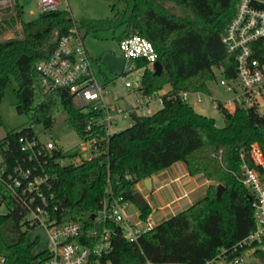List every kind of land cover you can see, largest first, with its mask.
<instances>
[{"label": "trees", "instance_id": "trees-1", "mask_svg": "<svg viewBox=\"0 0 264 264\" xmlns=\"http://www.w3.org/2000/svg\"><path fill=\"white\" fill-rule=\"evenodd\" d=\"M122 1L125 7L112 18H87L78 23L65 9L46 10L28 21L20 18L24 36L0 39V102L6 85L13 79L17 84V110L27 114L31 125L41 123L50 129L56 114L65 112L80 131L81 120L87 113L75 106L66 90L46 89L37 63L52 54L60 38L76 24L87 30L86 35L121 29L117 41L133 33L149 39L162 72L156 74L147 60L138 59L137 66L144 68L139 90L154 94L169 85L170 90L162 95V107L149 115L130 111L132 125L109 136L108 152L103 156L60 164L58 160L64 154L55 149L39 157L46 163L50 191L60 203L57 217L79 221L83 215L98 211L108 188L136 203L134 193L140 181L182 161L191 175H203L212 182L206 194L158 222L138 242L116 234L108 258L113 264L146 260L153 264H206L223 248L233 258L243 251L239 248L232 252L233 246L255 230L249 190L239 179L240 151L253 141H258L264 151V116L242 107L230 112L218 101L225 121L219 127L214 118L184 101L181 93L212 95L208 82L216 78L218 69L227 79L235 78V54L229 52L222 38L238 0ZM254 1L255 5L264 6ZM170 3L179 12H174ZM23 11L20 5V17ZM99 65L104 80L114 83ZM19 134L39 139L32 126L19 133L7 130L0 139L5 178L18 165L26 167L37 162L28 159ZM219 184L224 188L217 197ZM21 200L19 195L12 196L6 183L0 181V207H7L0 211V258L4 259L3 264H44L47 250L34 253L38 241L27 242V232L34 226L24 222ZM138 207L143 218L152 210L148 202ZM255 255L264 262L261 250L257 249Z\"/></svg>", "mask_w": 264, "mask_h": 264}, {"label": "built area", "instance_id": "built-area-1", "mask_svg": "<svg viewBox=\"0 0 264 264\" xmlns=\"http://www.w3.org/2000/svg\"><path fill=\"white\" fill-rule=\"evenodd\" d=\"M253 1L238 0L236 12L223 35V42L229 52L235 54L236 76L227 79L223 75L220 83L233 94L223 103L227 110L234 112L242 107L254 109L264 116V6L259 7ZM257 1L264 4V0ZM37 2L40 13L50 9H65L71 15L68 0ZM20 5L23 6L20 0H0L1 27L11 29L6 21L13 24V20L18 19L21 34L23 33ZM4 14L9 15L8 18L2 17ZM118 46L121 54L127 59L124 73H138L136 79L127 80L125 83L134 90L133 107L128 108L125 103L107 99L105 85L96 73V60L85 45L82 28L76 24L68 34L60 38L53 53L37 63V69L42 74L46 89L62 88L69 92L73 99L79 98L82 107H89L87 115L81 120V130H77V149L65 153L53 139H30L19 134L18 140L22 149L28 152V159H36L37 162L26 167L18 165L7 178L4 176L5 166L0 162V181L6 183L12 196L19 195L22 199L24 222L34 227L44 226L46 230L48 258L44 264H113L108 255L112 251L113 237L116 234L120 233L130 242H138L142 234L158 223L155 209L143 218L140 211L132 209L134 205L130 200L122 193L114 194L111 188L106 190V196L98 211L83 215L79 221L58 219L60 203L56 200L55 193L50 191L49 174L44 169L46 163L39 160V157L55 149H61L64 154L58 160L60 164L103 156L108 152L109 136L114 132L111 129L121 118H127L130 111L149 115L155 112L152 108L155 102L163 104L162 96L155 97L154 94L139 90L144 68L137 66V60L145 59L154 68L157 53L152 42L139 33H133L118 41ZM98 67L100 69V65ZM191 93H196L198 101H203V92H182V99L191 103ZM215 106L218 108V103H215ZM240 159L239 179L249 190L255 214V230L233 246L232 252L243 248L241 254L231 258L229 250L223 248L217 257L206 264H243L246 254L261 261L255 251L259 249L264 253V151L259 142L253 141L242 148ZM85 223L89 226H84ZM3 261L4 259L0 258V264H3ZM133 264L153 263L146 260Z\"/></svg>", "mask_w": 264, "mask_h": 264}, {"label": "rangeland", "instance_id": "rangeland-1", "mask_svg": "<svg viewBox=\"0 0 264 264\" xmlns=\"http://www.w3.org/2000/svg\"><path fill=\"white\" fill-rule=\"evenodd\" d=\"M20 2L23 4L24 8L21 16L22 20L28 21L40 14L37 0H20ZM68 2L69 11L73 19L78 23L81 19L87 18H112L117 11L122 10L125 7V3L122 0H68ZM169 6L174 12H179V10L173 4L170 3ZM8 16L9 15L7 14H4V16L2 15V17L5 18H8ZM6 23L11 27V29L1 27L0 25V37L5 38L10 36L7 39L21 38V30L19 27L20 23L18 19H14L13 24H10L8 21H6ZM120 33L121 29L117 30L116 32L107 30L91 34L99 35L102 39H105V41L112 42L113 46H118L116 36ZM120 60L118 59L117 62L119 63V67L121 70L122 65L120 66V63L122 62V60ZM96 64V73L100 77L101 82L105 85L107 99L122 104V97L124 95L128 96L130 101L135 104L134 98L131 96V93H133L134 90L132 87H127L125 83L127 80L136 79L138 77V73L131 72L128 75H124L122 74V70H119V72L108 74V77L110 79H113V81L115 80L114 83H108L104 80L102 72H100V69L98 67V65L100 64L99 60H96ZM222 78L223 73L221 69L216 70V78L208 82L209 88L212 92V96L204 94L203 101H198L196 93L189 94L191 104L194 106V108L198 112L214 118L216 120V124L219 127L224 126L225 121L223 114L217 108V106H215V103H217L218 101L226 103L227 100L233 96L232 92L220 83V80ZM16 87L17 84L13 79L9 81L5 88V95L0 102V139L5 136L7 130L19 133L24 128L32 126L33 130L40 137V139H53L59 147L64 149L65 153L73 152L75 149H77L76 144L79 141V134L77 133V130L70 120L69 116L65 112L56 114L54 124L50 129H45L43 124L41 123L31 125L27 114L19 113L17 110V95L15 91ZM166 88L168 89L170 88V86L167 85ZM165 92L166 91L163 90V94ZM73 102L76 107L82 109L85 113L89 111L88 106L82 107L79 98L75 97L73 99ZM161 107L162 104L158 102H155L152 105V108L155 111H157ZM143 112L146 113L145 111H142V113ZM132 123L133 119L130 115L127 118H121L118 124L112 127L111 131H120L131 126ZM1 161L2 155L0 153V162ZM178 164V166H185L182 161H180ZM136 191H140L142 195H144V197L145 195H148V198H146L147 202L151 201L153 204L156 203L157 194H152V190H148L143 181H140L136 185ZM130 202L132 203V205H134V207H138L135 202ZM177 204L179 207L176 208L174 205H172L175 211L178 210L177 208L184 206L182 200H179ZM6 210V205H2L0 211L4 212ZM161 212L162 210L156 213V216H158V222L166 219L167 217H170L169 214H163V212L162 214H160ZM26 239L29 243L33 242L34 240L38 241L34 248V253H38L48 247L47 233L44 226H36L29 229ZM251 262H255L256 264H264L263 261H258L253 258V255L248 256V254H246L245 262L243 264H250Z\"/></svg>", "mask_w": 264, "mask_h": 264}, {"label": "crops", "instance_id": "crops-1", "mask_svg": "<svg viewBox=\"0 0 264 264\" xmlns=\"http://www.w3.org/2000/svg\"><path fill=\"white\" fill-rule=\"evenodd\" d=\"M24 34H21V38ZM9 37H0L1 40H7ZM85 45L91 56L95 60L103 65V69L106 71L107 76L111 73L119 72L120 67L117 62L118 59L122 60L120 63L121 70L124 72L127 65V59L121 54L118 46H113L112 42L105 41L99 35L90 34L84 37ZM120 60V61H121ZM120 70V71H121ZM166 88V87H165ZM163 89L164 91L170 90V88ZM163 90L154 93V96H162ZM134 92L131 96L134 98ZM123 103L126 104L128 108L134 106V103L130 101L128 96L123 95ZM122 103V104H123ZM180 161L175 162L170 167L153 174L152 178V194H157L156 203L153 204L148 201L152 209L156 210V213L162 210L163 214L174 215L177 212L187 208L192 205L195 201L202 198L212 183L210 180L206 179L203 175H191L188 172L187 166H178ZM148 198V195H145ZM182 200L184 206L174 210L172 205L178 206V201ZM133 210L140 211L139 207L132 206ZM162 212L160 214H162ZM158 218V216H156ZM168 218V217H167Z\"/></svg>", "mask_w": 264, "mask_h": 264}, {"label": "water", "instance_id": "water-1", "mask_svg": "<svg viewBox=\"0 0 264 264\" xmlns=\"http://www.w3.org/2000/svg\"><path fill=\"white\" fill-rule=\"evenodd\" d=\"M82 34H83V36H86L87 30L85 28H82ZM153 67H154L156 74H160L162 72V64L159 61H155L153 64ZM144 184L148 190H152V178L151 177L144 179ZM223 188H224V186L222 184L218 185L217 197L221 196ZM134 198H135L136 203L139 206H143L147 202L146 198L144 197V195H142V193L140 191H136L134 193ZM249 198H250V195H249Z\"/></svg>", "mask_w": 264, "mask_h": 264}]
</instances>
